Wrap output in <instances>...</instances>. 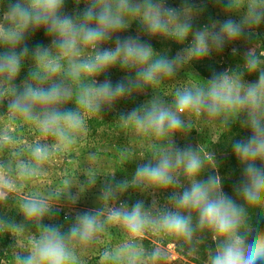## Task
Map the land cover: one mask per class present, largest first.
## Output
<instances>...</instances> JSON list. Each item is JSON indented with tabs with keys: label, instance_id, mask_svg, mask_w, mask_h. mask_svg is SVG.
Segmentation results:
<instances>
[{
	"label": "clouds",
	"instance_id": "9594fccd",
	"mask_svg": "<svg viewBox=\"0 0 264 264\" xmlns=\"http://www.w3.org/2000/svg\"><path fill=\"white\" fill-rule=\"evenodd\" d=\"M65 2L0 0L2 17L7 21V27L0 23V45L8 49L0 53V78L13 81L19 76L30 55L24 43L30 31L43 29L51 40L50 46L37 45L32 50L34 70L11 89L8 108L34 121L45 136L55 139L57 148L75 143V135L85 127L86 115L98 114L106 105L158 86L163 79L173 77L185 59L200 60L213 51H222L226 44L239 42L246 33L264 24V0H212L223 5L229 18L195 30L191 0H183L179 9L167 6V0H75L77 5H85L75 15L63 11ZM241 9H245L242 18L232 19ZM134 20L151 37L172 38L179 43L191 37V45L174 58L158 56L150 44L141 43L138 37L121 38ZM110 43L114 46L108 47ZM237 51L232 48L234 55ZM260 55L264 56V52ZM244 62L249 73H256L261 64L251 47L244 53ZM116 68L134 72V77L126 76L115 84L107 78L98 79ZM69 102H74L76 109L62 110L60 106ZM192 112L223 117L225 121L247 114L251 135L232 145L234 157L244 166L243 181L234 189L242 204L224 192L218 174L199 178L205 160L196 150L176 146L173 137L186 127L182 116ZM120 119L157 140H167L166 146L154 152L152 161L136 168L131 184L142 190H171L168 203L175 210H157L153 215L152 209L138 200L130 208L122 204L109 209L106 221L100 219L99 211L77 214L65 233L42 223L53 214L49 200L26 198L21 211L26 219L35 222L39 236L30 238L28 255L17 256L16 264H77L76 244L92 242L106 222L120 224L130 241L142 239L149 229L190 241L196 230L206 229L215 244V250H209L208 264H264V230L253 227L248 214V209L264 210V71H259L255 82L245 84L225 70L204 87L178 89L171 106L154 98L122 114ZM48 154L47 147L36 146L32 156L37 166L21 163L20 174L37 175ZM206 159L211 161L212 157ZM181 177L188 181L187 187ZM9 183L0 174V189ZM128 187L129 181L125 180L107 186L101 196L105 200L115 198ZM67 196L76 202L72 193ZM193 214L197 217L195 228ZM13 230L20 232L22 228ZM140 254L138 245L128 242L114 253L105 252L103 260L115 257L120 264H138ZM162 255L156 250L150 259L155 261Z\"/></svg>",
	"mask_w": 264,
	"mask_h": 264
},
{
	"label": "rangeland",
	"instance_id": "374dc122",
	"mask_svg": "<svg viewBox=\"0 0 264 264\" xmlns=\"http://www.w3.org/2000/svg\"><path fill=\"white\" fill-rule=\"evenodd\" d=\"M194 5L191 13L193 29L202 28L214 21L229 18L223 11V5L212 0H191ZM183 0H167V6L181 8ZM84 3L76 4L75 0H66L63 11L75 15L82 11ZM6 8V4L4 5ZM246 8V6H245ZM203 9L202 12L197 11ZM245 9L231 16L239 21ZM0 23L7 27L0 10ZM121 38H139L141 43L150 44L158 56L171 59L182 54L190 47L191 37L183 43L171 38L151 37L143 29L138 20L131 23L130 28L120 34ZM24 43L29 49V58L23 63L19 76L13 81L0 78V174L10 183L0 189V264H16V257H25L31 248L30 238L39 236L34 221L26 219L21 211V204L29 197H39L52 204L53 214L43 220L45 225L59 227L67 232L74 223L77 214L83 212H101L100 219L106 221L108 210L122 204L131 207L136 201L142 200L146 208L157 214V210H175L168 203L171 190H142L131 184L136 168L153 160L154 152L160 146H166L167 140H157L151 134L138 131L134 126H126L120 119L134 108H140L154 98L165 104H173L178 89L204 87L217 74L229 70L231 74L241 78L245 84L255 82L259 71H264V24L246 33L245 38L235 44H226L222 51H213L206 58L185 59L176 68L171 78H165L156 87H147L143 92L120 100L112 106H104L98 114L86 115L85 127L75 135V143L67 147H55L56 141L45 136L39 126L23 116L13 113L8 108L12 98L11 89L28 78L30 70H34L31 52L37 45L50 46L51 40L43 29L29 32ZM114 46V43L107 45ZM238 51L234 55L232 48ZM255 49L261 64L256 73H249L244 62V53L249 48ZM8 49L0 45V53ZM19 51V49H17ZM134 72L112 69L109 74L98 79H110L113 84ZM62 110H75L76 104L69 102L60 106ZM185 129L173 139L176 146L196 150L205 160L200 179L219 175L224 192L237 203L242 199L234 189L243 181V165L238 161L232 150L236 141L245 140L250 135L247 127L246 113L238 117H209L206 113H186L182 116ZM36 146L47 147L48 158L39 165V172L33 176H22L21 163L36 167L37 162L32 156ZM155 146V147H154ZM212 157L211 161L206 158ZM129 181V187L115 198L103 199L101 192L107 186H114L122 181ZM185 187L188 181L181 177ZM77 197L72 203L67 194ZM249 223L253 227L264 230V210L248 209ZM193 227L197 217L193 214ZM22 228L16 232L13 229ZM208 230H196L190 241L168 234L164 231L147 230L142 239L130 241L126 230L115 223H105L104 230L96 235L87 245L76 244L77 264H120L115 257L103 260L105 252L114 253L125 243L132 242L141 250L138 264H208V253L215 250V244ZM159 250L163 255L153 261L151 254Z\"/></svg>",
	"mask_w": 264,
	"mask_h": 264
},
{
	"label": "trees",
	"instance_id": "16d2710c",
	"mask_svg": "<svg viewBox=\"0 0 264 264\" xmlns=\"http://www.w3.org/2000/svg\"><path fill=\"white\" fill-rule=\"evenodd\" d=\"M172 39V38H171ZM172 40H174V39H172ZM1 262V261H0Z\"/></svg>",
	"mask_w": 264,
	"mask_h": 264
}]
</instances>
